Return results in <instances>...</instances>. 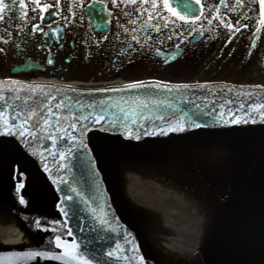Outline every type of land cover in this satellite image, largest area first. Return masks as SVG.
Listing matches in <instances>:
<instances>
[{
  "label": "water",
  "instance_id": "95a60500",
  "mask_svg": "<svg viewBox=\"0 0 264 264\" xmlns=\"http://www.w3.org/2000/svg\"><path fill=\"white\" fill-rule=\"evenodd\" d=\"M3 80L9 79H0ZM23 83L47 86L45 91L71 105L72 112L82 105L106 100L119 114L115 102L120 97L131 101L147 96L163 100L167 96L174 101L176 115L182 110L202 111L200 120L209 125L218 111H236L241 103H264V87H252L255 85L195 83L178 96L163 89L100 91L128 84L91 88ZM201 84L208 87L202 89ZM249 91L255 93L251 98L241 94ZM228 100L233 103L226 104ZM221 104H225L224 109ZM196 105L200 108L196 109ZM83 111L86 114L90 109ZM166 114L175 118L171 110ZM49 119L56 124L55 117ZM67 126V121L62 122V128ZM156 126L164 125L162 121L149 125ZM94 142L95 137L90 146ZM42 145L51 148V141L34 142L29 152L36 151V156L17 154L0 159V218L8 233L22 235L0 245V253L24 250V237L31 231L23 217L43 216L66 220L73 236L64 238L69 242L75 238L97 256L101 246L107 251L119 243L118 255L129 259L104 257L108 264H139L141 256L145 264H264V125L259 122L239 129L209 127L167 136H142L139 141L111 137L93 154L98 176H93L92 165L75 148L66 160L60 161L58 156L54 160ZM59 145L64 148L71 142L59 141ZM41 152L46 159L39 155ZM13 160L28 176L27 187L22 190L28 206L19 205L10 187L9 165ZM45 163L51 177L44 170ZM60 164L67 165V170L58 172ZM61 177L67 183H60ZM52 178L57 182L53 183ZM69 185L80 195L71 192ZM65 195L72 196L63 205L69 212L67 217L60 215L56 207ZM99 217L109 224L102 226Z\"/></svg>",
  "mask_w": 264,
  "mask_h": 264
},
{
  "label": "snow or ice",
  "instance_id": "6c2138e0",
  "mask_svg": "<svg viewBox=\"0 0 264 264\" xmlns=\"http://www.w3.org/2000/svg\"><path fill=\"white\" fill-rule=\"evenodd\" d=\"M252 3H258L259 5V19L257 21L258 27L252 34L250 47L255 48V40L258 39L261 28H264V0H251ZM31 3L35 5L32 11L37 9L41 14L49 12L50 9L58 10L61 5V0H55V5L43 4L42 0H31ZM96 3H103V0H93V5ZM137 3L144 5L151 3L153 10H158L162 6L172 17L183 21L184 23H195L204 15L203 5L201 0H185L183 13L177 12L175 8L171 7L169 0H111V4L114 7L123 4L125 7L128 5H136ZM192 3L201 5L199 14L195 12H189ZM221 5L226 4V0H220ZM18 5V8L16 7ZM244 7V0H235V4L232 6V11H237ZM19 11L20 15L16 16V12ZM139 16H144L147 13V19L143 21L139 31H144L150 26L154 27L156 32H160V25H152L151 22L154 19L153 13L148 9H136ZM52 15H56V11L50 12ZM113 13L108 12L111 16ZM76 15L75 12L72 13ZM125 16H131L132 13L125 11ZM27 9L25 0H0V23H4L7 20H14L18 30L22 31L21 22L26 21ZM139 18V17H137ZM244 19H250L251 17L247 12L243 14ZM43 15L40 16L41 23H43ZM67 20L68 18L65 17ZM165 20L164 27L166 28L169 23V17H161ZM214 20L219 21V25L227 28L232 33H239L241 31V21L237 20L236 25H233L231 21L226 20L223 15H220V7L216 6V15L208 18V24L211 25ZM136 19H130L129 24H136ZM174 22V21H172ZM120 27H124L120 25ZM246 28L247 25H244ZM99 28V26H98ZM33 33L37 31H43L40 24L32 26ZM57 31V35L59 34ZM125 33H129V29L124 27ZM193 32L197 31L195 28ZM6 35L11 36V31L5 29ZM131 32H137L136 28H132ZM47 35V34H46ZM149 39L151 37H148ZM172 37L169 36L168 39ZM0 39H3L0 37ZM107 39V36L104 37ZM132 39L137 43L140 42L137 35H132ZM232 37L229 38V43ZM7 43L8 40L4 39ZM19 47V45H17ZM180 45H176L179 49ZM3 52V49H0ZM123 50H121L122 54ZM175 60L176 54L171 57ZM168 61L165 60V63ZM49 64L54 62L50 59ZM119 70V69H117ZM44 85H36L32 83H23L18 80H3L0 81V102H3V107H0V159L10 157L13 155H31L36 156V151L29 152V149L33 147L34 142L50 140L51 148L47 145H42L45 151L49 152L54 160L58 156L60 161H64L69 155L73 153V148L78 152H82V159L87 160L93 168V176H98L99 173L95 171V158L94 153L102 148L104 141L111 137H123L126 140L139 141L142 136H167L170 133H184L187 131H195L209 127H218L225 129H239L249 124H257L258 122L264 125V103H241L236 111L231 108L227 111H218L213 116V123L211 125L201 122L200 116L204 113L197 112L195 110L181 111L180 115H176L174 101L165 97L163 100L159 98H153L147 96L143 99L136 97L131 101L120 97L115 102V108L120 109V113L117 114L113 111V104L106 100H99L87 105H82L76 112L71 111V105H66L63 100H59L56 96H53L50 92H46ZM192 86L189 84H174L168 85L166 83L157 81L154 83H146L143 80H136L126 87H112L108 89H100V91L111 92H127L132 89H163L167 93L175 92L178 96L182 95V89H190ZM200 88H207L205 84L199 85ZM257 89L264 86L255 85L252 86ZM57 92L59 88L55 89ZM74 91V89H73ZM228 91H233L229 88ZM242 95L252 97L255 93L242 92ZM11 101V103H10ZM20 102L17 104L16 102ZM55 101V109L53 110L52 104ZM194 103V101H188ZM76 103H80L76 101ZM226 104H232V100L225 102ZM129 105L128 109L123 108L121 105ZM196 109L200 108V105L195 106ZM87 108L84 114L83 109ZM221 109L225 108V104L220 105ZM156 109H164L165 111H156ZM172 111L170 118L166 112ZM67 113V114H65ZM242 113V114H238ZM211 115V113H209ZM50 116L56 118V124L54 125L49 119ZM68 122L67 128H62V122ZM156 121H162L164 126L149 127L154 125ZM71 130V131H69ZM55 133V134H54ZM95 137L94 145L90 146V141ZM70 141L71 146L60 148L59 141ZM23 150V151H22ZM55 150V151H53ZM43 159V152L39 154ZM19 162L13 160L9 165V181L10 187L13 191L14 197L18 200L19 205L28 206L29 201L25 198L22 190L27 187L28 176L25 173L23 167H17ZM61 169L67 170V165L60 164L57 171ZM44 170L49 172L51 177V169L47 163L44 164ZM52 182L56 183V178H52ZM60 183H67L60 178ZM69 190L77 195L75 187L69 185ZM72 200V196L65 195L61 199V203L56 207L60 215L67 217L69 212L63 206L65 202ZM95 211V209H93ZM24 221L28 224L31 231V235L24 237V250L22 251H10L0 253V264H41L42 261H57L59 264H108V261L104 257L113 259H125L129 257L118 255L121 251L119 243L115 245V248L109 247L107 251L103 250L101 246L100 256L96 255V252H88L87 245L81 244L75 238L69 242L65 239V236L72 237L73 229L68 226L67 221H61L60 219H49L43 216L35 217H23ZM101 225L109 224V221L103 217H99ZM8 221H5L7 223ZM42 233H52L51 236H42ZM103 239V238H101ZM31 241V242H30ZM59 249L60 251H57ZM132 259H136L133 257ZM139 264H145L144 257H139Z\"/></svg>",
  "mask_w": 264,
  "mask_h": 264
},
{
  "label": "flooded vegetation",
  "instance_id": "af4514ba",
  "mask_svg": "<svg viewBox=\"0 0 264 264\" xmlns=\"http://www.w3.org/2000/svg\"><path fill=\"white\" fill-rule=\"evenodd\" d=\"M169 2L177 12L185 11V0ZM45 3L55 5V0H42L41 6ZM25 4L27 18L21 22L22 31L17 29L14 20L0 23V37L3 38L0 39V49H3L0 52V77L33 82H76L88 86L145 79L177 83L222 81L255 84L246 80V74L253 68V59L264 61V28L255 40L256 47L249 52L252 34L259 26V5L251 0H244V7L235 12L231 10L235 0H226L225 5H221L220 0H201L204 15L194 24L175 19L162 6L153 10L151 3L114 7L111 0L95 5L93 0H61L58 10L50 9L43 14L38 9L32 11L35 5L31 0H25ZM216 6L220 7V15L233 25L237 20L241 21L239 33L230 32L219 25L218 20L208 24V18L216 15ZM137 8L152 12L154 19L151 24L160 25L161 31L156 32L151 26L139 31L147 13L139 16ZM200 8L201 5L192 3L188 11L196 13ZM52 11L57 14H50ZM109 11L113 13L111 16ZM125 11L132 15L125 16ZM245 12L250 19L243 18ZM19 15L17 11L16 16ZM161 17H169L166 28ZM130 19H136V24H129ZM37 24L43 31L33 33L32 26ZM120 25L127 27L129 33H125ZM6 28L11 31V36L6 35ZM132 28L137 32H131ZM193 28L197 31L193 32ZM58 30L62 31L57 35ZM132 35H137L140 42L134 41ZM169 36L172 38L168 39ZM4 39L8 42L5 43ZM176 45H180L179 49ZM161 54H177V58L173 60ZM50 59L53 64L48 63Z\"/></svg>",
  "mask_w": 264,
  "mask_h": 264
},
{
  "label": "rangeland",
  "instance_id": "374dc122",
  "mask_svg": "<svg viewBox=\"0 0 264 264\" xmlns=\"http://www.w3.org/2000/svg\"><path fill=\"white\" fill-rule=\"evenodd\" d=\"M252 63H254V65H252L253 68L246 74V80L253 81L254 83L264 84V61H257V59H253ZM251 73L254 74L252 75ZM0 75H2L1 71Z\"/></svg>",
  "mask_w": 264,
  "mask_h": 264
},
{
  "label": "bare ground",
  "instance_id": "6f19581e",
  "mask_svg": "<svg viewBox=\"0 0 264 264\" xmlns=\"http://www.w3.org/2000/svg\"><path fill=\"white\" fill-rule=\"evenodd\" d=\"M22 235L20 234H10L7 232L1 218H0V245H6L13 240L21 238Z\"/></svg>",
  "mask_w": 264,
  "mask_h": 264
}]
</instances>
